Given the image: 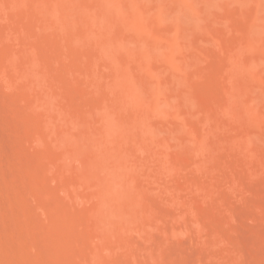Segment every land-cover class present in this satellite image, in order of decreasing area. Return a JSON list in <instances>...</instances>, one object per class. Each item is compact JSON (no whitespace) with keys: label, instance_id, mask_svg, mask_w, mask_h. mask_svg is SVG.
Instances as JSON below:
<instances>
[{"label":"rangeland","instance_id":"rangeland-1","mask_svg":"<svg viewBox=\"0 0 264 264\" xmlns=\"http://www.w3.org/2000/svg\"><path fill=\"white\" fill-rule=\"evenodd\" d=\"M0 264H264V0H0Z\"/></svg>","mask_w":264,"mask_h":264},{"label":"bare ground","instance_id":"bare-ground-1","mask_svg":"<svg viewBox=\"0 0 264 264\" xmlns=\"http://www.w3.org/2000/svg\"><path fill=\"white\" fill-rule=\"evenodd\" d=\"M15 58V57H14ZM11 173V172H10ZM13 175V174H12ZM11 176V175H10ZM17 179H18V177H17ZM22 180V179H21ZM21 180H19L20 182H21ZM19 185H20V183H19ZM9 188V187H8ZM10 189V188H9ZM3 206V205H2ZM10 208H11V206H10ZM10 208H8V209H10ZM11 211V210H10ZM8 212V211H7ZM10 215H11V212H10ZM12 221V220H11ZM7 241V240H6ZM15 242H18V240L16 241V240H14ZM8 245V244H7ZM17 245H18V243H17ZM17 247V246H16ZM17 248H19V247H17ZM16 248V249H17ZM19 254V253H18ZM20 257V256H19Z\"/></svg>","mask_w":264,"mask_h":264}]
</instances>
